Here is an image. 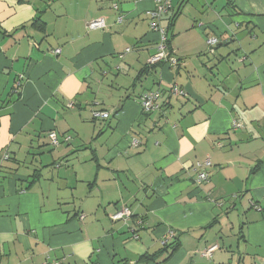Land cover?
<instances>
[{
    "label": "crops",
    "instance_id": "1",
    "mask_svg": "<svg viewBox=\"0 0 264 264\" xmlns=\"http://www.w3.org/2000/svg\"><path fill=\"white\" fill-rule=\"evenodd\" d=\"M168 3L0 0V264L264 260V0Z\"/></svg>",
    "mask_w": 264,
    "mask_h": 264
},
{
    "label": "built area",
    "instance_id": "2",
    "mask_svg": "<svg viewBox=\"0 0 264 264\" xmlns=\"http://www.w3.org/2000/svg\"><path fill=\"white\" fill-rule=\"evenodd\" d=\"M154 2L156 4V9L152 11L151 13H149V16L152 19V21L158 20L160 16L167 11L169 7V3H168L169 0H166L164 3L162 2V0H154ZM103 27H104L103 20L93 21L88 25L89 30H96V29H100ZM150 27H151V30L157 31L161 35L158 52L153 57H151V59L149 60L150 65H155L157 63L164 62L168 64L170 67H175L178 63L176 60L170 57V54L167 50V46H166L167 39H166L165 29L160 28L157 22H152L150 24ZM216 42H217L216 39H208V44L211 47H213L216 44ZM53 53L57 55L60 53V50H55L53 51ZM172 92L177 95L183 94V91L179 90V88L176 86L172 87ZM159 96H160L159 92H149L147 94H144L140 98V106H141L142 111L145 113H149V112L158 110L159 106L156 104V101L158 100ZM72 106L73 105L70 104L69 108H72ZM92 117L96 120H107L110 117V113L95 112L93 113ZM47 138H48L49 144L52 147H57L59 145V140L54 132H49L47 135ZM7 159H8V154L5 153L3 156V160H7ZM203 166H209V162L207 161L206 163L203 164ZM203 166H201L200 164H197V168L203 167ZM207 180H208L207 174L204 171H201L198 173L195 182L197 185H201L202 183L207 182ZM130 216H131L130 210L128 208L122 207L111 217V219L112 221H119V220L127 219ZM217 248H218L217 246H211L207 248L204 251L203 256L205 258H210L212 253ZM260 264H264V260Z\"/></svg>",
    "mask_w": 264,
    "mask_h": 264
},
{
    "label": "trees",
    "instance_id": "3",
    "mask_svg": "<svg viewBox=\"0 0 264 264\" xmlns=\"http://www.w3.org/2000/svg\"><path fill=\"white\" fill-rule=\"evenodd\" d=\"M167 10H168V9H167ZM174 18H175V15L172 16V18H170V23H169V26L167 27L168 29L172 27V25H173V19H174ZM38 20H39V19H38ZM38 20H36V21L34 22L33 25L37 24V23L39 22ZM41 25H42V24H41ZM168 42H169V40H168ZM166 46H167V45H166ZM128 51H129V49L126 50V52H128ZM149 64H150V63H149ZM158 64L163 65L164 62H160V63H157V64H155V65H158ZM151 66H152V65H151ZM147 70H148V68L145 67V68H144V71H147ZM144 71H142V72H144ZM175 241H176V240H175ZM175 241H173L170 245H165L164 248H163V250H162V252H165V251H166L167 249H169V248H172V251H174V250L176 249V247H177ZM155 256H156V255L150 256V259H149V260H154Z\"/></svg>",
    "mask_w": 264,
    "mask_h": 264
}]
</instances>
